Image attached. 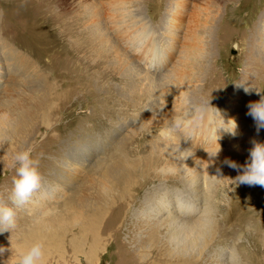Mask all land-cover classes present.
<instances>
[{
	"label": "rangeland",
	"instance_id": "rangeland-1",
	"mask_svg": "<svg viewBox=\"0 0 264 264\" xmlns=\"http://www.w3.org/2000/svg\"><path fill=\"white\" fill-rule=\"evenodd\" d=\"M50 1L45 8L30 0H0V203L15 211L11 231H0V264H10L15 249L33 240L44 243L45 264H164L160 248L188 264H229L233 251L243 264H264V233L258 225L264 219V187L236 182L239 173L225 163L243 165L250 141L264 143V128L257 133L247 115V105L264 95V0H135L130 6L135 20L142 30L151 25L166 56L162 66L152 68L127 43L130 35L117 34L111 29L114 22L106 24L110 5L95 7L115 41L108 42L114 58L103 67L113 75L103 81L94 78L95 71L102 73L97 55L86 54L77 40L82 27L87 32L89 17L75 36H62L56 18L65 10L72 26L92 0L84 5L82 0ZM118 1L115 10L124 15L126 0ZM176 6L174 15L170 9ZM171 22L176 29L171 30ZM184 50L194 53L198 68L189 67L195 83L186 89L187 115L172 104V90L164 84ZM123 51L132 57L133 72L121 63ZM128 74L135 88L127 91ZM200 106L211 112L218 128H225L224 136L210 135L212 121L198 120ZM178 116L186 125L183 131L174 128ZM225 121L230 128L235 122V136ZM28 148L40 161L41 184L26 204L16 206L10 199L12 156ZM149 155L170 158L156 170L165 169L173 179H154L141 192L142 175H137L124 188L127 170H146ZM94 187L103 200L91 198L92 211L106 200L111 203L100 221L89 213L79 218L76 204L67 203L71 196L83 198L85 189L93 197ZM178 205H196L198 211L176 219ZM183 220L203 222L202 228L186 233ZM88 222V231L79 232ZM223 229L230 233L217 244L215 236Z\"/></svg>",
	"mask_w": 264,
	"mask_h": 264
},
{
	"label": "bare ground",
	"instance_id": "bare-ground-1",
	"mask_svg": "<svg viewBox=\"0 0 264 264\" xmlns=\"http://www.w3.org/2000/svg\"><path fill=\"white\" fill-rule=\"evenodd\" d=\"M82 1L83 2H79V3L81 5H84L83 4L84 1H88V0H82ZM34 2H37L38 3V6L45 7V8H47V7L50 8L52 6L50 0H30V3L31 4L34 3ZM132 3H135V0H126L125 3L123 4L124 8L122 7V9L123 10L125 9V14L124 15H125L126 18H124V15L123 14L120 15V13H118L117 10H115V8L120 4L118 0H94V1L92 0L90 3H87L88 10L83 14V16H80L78 14L76 15V17L73 19V21H74L73 23L74 24L72 26H70V22L66 21L65 18H64V17H66V11L65 10L64 11H61V12H58V16H56V18H58V20H59V25L61 27L62 36H66V35H69V34L71 36H75V34L78 33V31L80 29L79 27L84 25V23H85L84 18L88 19V17H89V20H90L91 24H89L90 26L87 27V32L85 31L86 28L85 27H82L81 33H79L77 35V36H79V38L77 40H79L80 47L85 51L86 54H88L89 56H91L93 58H94V54L97 55L95 57L96 58V67L99 68V69H101V72H102L100 74L99 71H95L94 78H96L98 80H101L102 79L101 81H103L105 78L107 79L109 76L113 75V74H110L109 73L110 70H106L105 68L103 70L104 64L106 62H108V60L111 57H113V54H114L113 53L114 52V49L111 47L113 45L110 46L109 45L110 43L108 44L109 41H114V38L111 35V32L109 30V27H108V31L107 30L105 31V29H104V25L108 24V22H110V23L111 22H114V25H111V29H115L116 28V33L117 34H120V35H123V36H129L130 35L129 36L130 38H128L127 43L130 44V47H132L134 50H136L138 52H142V54L144 56V59H146L147 65L150 68L157 67L158 65L159 66H162V59L163 58H166L165 54H163L162 51L160 53V46H161L160 40L161 39L159 40L158 37H157V35H155L156 33L154 32V30L151 29V25L147 23L146 18H142L143 19L142 22L147 23L146 26L143 25V27H142V28H144L143 30L141 29V26H142L141 23L138 22L137 20H135L136 17L133 16L134 14L130 10L131 9L130 6L132 5ZM99 5L100 6L110 5V7H111V8L109 7V9L111 10V12L108 11L109 14L107 16H104V17H106V20H105L106 21V24H104V23H102V21H99L98 20L100 18L99 17V13H98V16H97V13L94 14L95 13V10H94L95 7H97ZM85 8H86V5H85ZM176 8H178V7L176 6L174 9H170V11L172 10V13L174 15H176L178 13V9H176ZM118 9H119V7H118ZM97 12H99V11H97ZM81 13H83V12H81ZM152 14H153V16L151 15L150 18H151V20L153 22H156V17H155L156 14H154V13H152ZM171 16H172V14H171ZM97 17H99V18H97ZM129 19H133V21L132 20H129ZM117 24H120V25H117ZM172 24H174V23L171 22V25H169L170 28L172 27L171 30L172 29H176L177 26L176 25L172 26ZM133 27H136V29L133 28ZM131 28H133V29H131ZM169 29H168V32L170 31ZM56 31L58 32L59 29L56 28ZM130 31H133V33L130 34ZM171 44L176 45L174 42H172ZM146 49H147V51H146ZM126 52L123 51L122 53L121 52L119 53V54H122L124 56V57L122 56L123 59H124V61L121 62V63L125 67V69L127 68V70H130V71L133 72V70L135 68V66H134L135 64H134V62L131 61V59H130L131 56L128 54V52L127 53ZM144 52H146V53H144ZM180 59L181 60H178V64L179 65H177L175 67V69L172 71V73H170L169 75H167V76H169V79L166 78V80H168V82L166 81L167 83H164V84L168 85V88L170 86L169 90L170 89L172 90L171 91V94L173 95V99H172L173 101L171 100L172 101V104L178 107V111L179 112L180 111L184 112L183 115H187V112H188L187 109L188 108L186 107V105H187L186 102H187V99L190 98V97H188V92L186 93V89H187L188 86H191V87L194 86V83H195V79H194V76L191 75V71L193 69L195 70L197 68L195 66L196 63L194 64V60L196 58L194 57V53L191 50H184L182 52V56L180 57ZM115 60H117V59H115ZM118 61H120V60H118ZM189 67L192 68L191 71H189ZM122 69H123V67H122ZM132 74H128L129 75V80L127 82L128 84H127V87L125 86V88H124V89H127V91H128V88H130V89L131 88H135V83H134V79H133ZM188 89H190V88H188ZM148 94H150V93H148ZM107 99H108V102H110L112 104L113 103H116L117 104V99H114V100L112 98H107ZM132 102L137 104L139 101L137 102L136 100H132ZM200 112H201V114H197L198 115L197 117H198V120L199 121L202 120L203 118H204V120L206 122H208L209 119H211V121H212L211 126L209 127L210 135L215 136V134H218L220 137L221 136H224L223 134H225L224 133V129L225 128L224 129L218 128L217 125H216V123H213V122H216V121L213 120V116L211 115V112L210 111H208V112L200 111ZM110 115H111V113H110ZM22 119H24V118L21 117L20 120H22ZM20 120H18V121L21 123ZM223 125H228V124L225 121V124H223ZM226 127H229V125L226 126ZM189 130L187 131V133L192 134L193 133V130H190V131ZM199 130H202V129H199ZM248 131H245V133H247ZM233 149H239V147L238 146H233ZM160 152H161V150H160ZM149 157L151 159V161L149 160L150 161V164H148L149 167H147L146 170H144L143 172H140V171H136L135 170L134 171L135 173H134V172H131V171H133L132 168H129L128 170L126 169L128 173H126V176H124V177H128V176L129 177L127 179L123 180V183H124L123 186H124V188H126L128 185L132 184L135 181V179H136L135 177L137 175H142L141 180L143 182H142V184H140V186L138 188V190H141V192H142V189H144L145 187H147L148 184L151 181H153L154 179H156V181H158L160 178H167L168 181H170L171 178L173 179L174 174H168V173H166L165 169H163V170H160L159 169L160 172H158L156 170V167H158L157 165L160 164L161 162H162L161 164L166 163V162H169L170 161V158L169 157H168L169 158L168 160H166L165 158H163L161 156H158V155H156V156L149 155ZM149 161L147 160V163ZM145 166H147V165H145ZM159 167H160V165H159ZM122 176H123V174H122ZM94 188H96V187H94ZM100 188H96V191H98V192L95 191L97 194L96 193H95V195L92 194L93 197L90 196L87 193L88 192L87 189H85L86 195L83 198H80L79 197L78 200H77L75 196H71L70 201H68L67 203L70 204L72 202L73 204H76V207H73V208H74V211H77L78 212V217L79 218H81L83 216V214L88 215V213H89L88 216H92V218L95 217V219H97V220L100 221L102 219V217L105 215V213L107 211V208L106 207H108V205H111V203L108 200H106V202H104V206L103 207H101L102 206L101 205L99 208H97L96 210H93V211H92V209H93L92 208V204L93 203H90V199L91 198L96 199L99 202L100 201V198L103 197L102 196V193L100 192ZM104 190L106 192H109L107 189H104ZM109 196H111V194ZM136 196L137 195H135L133 198L131 197V199L134 202H136L139 199ZM122 197H123V195H122ZM145 197H146L145 202H147L148 197L147 196H145ZM114 198H115V200H118V199H120V196L118 195V196H116ZM101 200H103V198H101ZM120 201H121L120 203L125 204L124 200L123 201L120 200ZM164 205H165V210H168V208H169L170 205L168 203H166ZM178 206H179V208H178ZM178 206L175 207V212L177 214H179V216H174V217H176V219L177 218H181V217L190 218L193 215V212L195 214L198 211V206L196 207V205H194V208L193 207H190L188 205H186V206H180V205H178ZM170 209H173V208H170ZM91 211L94 212V213L93 214H90ZM263 216H264V214H263ZM183 221L184 222H183V224H181V228L182 229H185V232L186 233H191V232H193L192 230H194L195 228H197V229L200 228L201 227V224L203 223V222H200V221L199 222H190L188 220H183ZM89 224H91V222H88L86 224H83L80 227L79 232H81V233L83 231L84 232H87L88 231V225ZM258 225H260V228L262 229V233H264V231H263V228H264V219H261L260 218L259 221H258ZM67 229H71V228L68 227ZM93 231H94L93 228L90 226L89 232L91 233ZM228 233H230V232L225 231V229H223L221 231V234L219 235V237L215 236V239H219V242L217 244H219L220 241L222 242V239L225 236H227ZM260 244H261V246L264 249V234H261ZM245 246L246 245H244V247ZM174 249H176V248H174ZM166 250L167 249L161 250V248H160V250H159L160 252L158 253V254H164L166 256V259L165 260L163 259L164 260V264H188L186 261H183V260H180V259L173 260L174 254H171L172 253L171 252L172 250L171 251L170 250H167L166 251ZM250 250H251V248H250ZM186 251H188V250H186ZM245 255H247V257H250V255H248V254H245ZM153 263H154V261H153ZM157 264H159V263H157Z\"/></svg>",
	"mask_w": 264,
	"mask_h": 264
},
{
	"label": "clouds",
	"instance_id": "clouds-1",
	"mask_svg": "<svg viewBox=\"0 0 264 264\" xmlns=\"http://www.w3.org/2000/svg\"><path fill=\"white\" fill-rule=\"evenodd\" d=\"M247 108V115L252 117L258 133L261 128H264V95H261L258 101L250 102ZM200 110H202V106L197 111ZM232 123L233 127L230 128V131L235 136L236 125L235 122ZM174 128L180 131L185 130L186 125L182 117L175 118ZM250 143L252 146L248 150L249 156L243 165L231 160H226L225 163L239 173L236 182L264 187V143L255 139H252ZM39 164L40 161L32 157L31 148L14 152L11 167L14 169L15 175L12 177V194L10 196L13 205L22 206L26 204L39 188L42 179ZM14 225V209L0 203V231H11ZM3 251L4 249H0V253ZM10 264H45L44 243L40 240H33L18 246L11 256ZM229 264H243L238 252L233 251L230 254Z\"/></svg>",
	"mask_w": 264,
	"mask_h": 264
},
{
	"label": "water",
	"instance_id": "water-1",
	"mask_svg": "<svg viewBox=\"0 0 264 264\" xmlns=\"http://www.w3.org/2000/svg\"><path fill=\"white\" fill-rule=\"evenodd\" d=\"M232 54H237V51H236V49L234 48V49H232Z\"/></svg>",
	"mask_w": 264,
	"mask_h": 264
}]
</instances>
